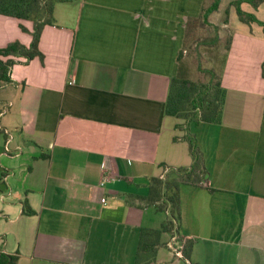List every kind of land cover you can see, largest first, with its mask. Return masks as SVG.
<instances>
[{
  "label": "crops",
  "instance_id": "0c3cea01",
  "mask_svg": "<svg viewBox=\"0 0 264 264\" xmlns=\"http://www.w3.org/2000/svg\"><path fill=\"white\" fill-rule=\"evenodd\" d=\"M206 1L55 4L39 39L43 57L17 58L0 87V261L137 264L143 229L160 230L169 218L148 201L151 180L193 165L188 134L206 178L180 186L178 232L163 231L142 260L264 264L263 27L232 26L224 8L215 18L232 38L220 123L165 113L188 23ZM33 30L0 14V48L30 46ZM184 239L194 241L190 260L167 256Z\"/></svg>",
  "mask_w": 264,
  "mask_h": 264
},
{
  "label": "trees",
  "instance_id": "16d2710c",
  "mask_svg": "<svg viewBox=\"0 0 264 264\" xmlns=\"http://www.w3.org/2000/svg\"><path fill=\"white\" fill-rule=\"evenodd\" d=\"M61 1L69 2L73 0H0V14L25 19L34 24L30 46H26L20 41H14L0 48V56L6 57V59L0 57V87L5 83L11 82L10 71L18 62L17 58L25 57L28 62L36 56L43 57V52L39 48L40 35L45 26L54 23V7L57 2ZM244 3L257 10L264 3V0H229V3L224 0H207L204 3L200 17L193 24L189 21L184 50L178 57L180 63L179 71L170 81V90L165 107L167 115L182 118L188 122H207L209 124L221 122L225 106V95H227L221 79L223 69L220 73H217L215 68L210 70V79L207 82H193L188 78L189 74H186V62H183V60L187 49L193 50L194 47H196L194 53L198 55L196 58L200 60L202 53L198 51L197 47L199 44L205 45L206 39L210 40L213 46H216V50H219V45L225 41V52L221 61L224 67L232 38L230 32L222 27V23L215 21V18L222 16L221 11L223 8L225 14L224 22H228V15L234 8L241 21L248 25L258 23L264 29V20L259 19L254 12L246 11L242 7ZM22 28L28 31L24 25H22ZM204 28L212 29L214 35L206 37ZM187 66L188 70H190L188 63ZM185 137L190 144L189 150L194 163L189 168L168 169L163 177L151 180L148 201L150 204L157 203L160 209L168 210L169 218L164 221L160 230L143 229L137 264H148L151 262V260L148 262L142 260V252L147 251L150 254L155 252L163 231L178 232L179 222L181 221L180 186L186 182L187 184H199L206 178L204 158L196 140L188 136V134ZM25 211L28 214L33 213V210L27 204H25ZM193 245V239L183 240L181 251L187 261L191 258ZM12 260L6 263L0 261V264H11Z\"/></svg>",
  "mask_w": 264,
  "mask_h": 264
},
{
  "label": "rangeland",
  "instance_id": "374dc122",
  "mask_svg": "<svg viewBox=\"0 0 264 264\" xmlns=\"http://www.w3.org/2000/svg\"><path fill=\"white\" fill-rule=\"evenodd\" d=\"M224 1H226V3H228V0H224ZM242 7L246 11L254 12L259 19L264 20V9L263 8H261V10H258V9L254 10L250 5H248L246 3L242 4ZM224 16H225V14H224ZM230 16H231V20H230L231 22H232L233 18L236 19L235 21L232 22V26L236 25L237 21H240L237 13L234 10V8L230 11V14L228 15L229 19H230ZM255 24H257V23H253L251 25H255ZM225 29L228 32H229V30L231 31V29L228 27H225ZM204 34H206V37L214 35L213 30L209 29V28H207V29L204 28ZM206 40L207 41H206L205 45L199 44V46L197 47L198 51H201V53H202V57L200 58V60H198L196 58L198 55H196V53H194L196 47H194L193 50L188 48L187 52L185 53V57H184L183 62L184 61L186 62V64H185L186 74H189L188 78L193 82H199V81L207 82L210 79V70H212L213 68H215L217 70V73L218 72L220 73V71L222 72V69L224 70V67H223V64L221 63V61L223 58V54L225 52V41L221 42V44L219 45L220 49L216 50L215 49L216 46H213V43L210 40H208V39H206ZM0 57L2 59H6V57H2V56H0ZM187 63L190 67V70H188ZM194 127L196 128V126H194ZM194 131L195 130L193 129L192 132H194ZM195 140H196V143L198 145L197 139H195ZM198 147H199V145H198ZM176 249H177L176 247L174 249H171V251L166 249L165 251L167 253V256L170 255L172 258H174L173 256L176 254ZM171 252L173 255L171 254ZM175 258H178V256ZM180 264H185V262L182 258L180 260Z\"/></svg>",
  "mask_w": 264,
  "mask_h": 264
},
{
  "label": "built area",
  "instance_id": "2783aa9c",
  "mask_svg": "<svg viewBox=\"0 0 264 264\" xmlns=\"http://www.w3.org/2000/svg\"><path fill=\"white\" fill-rule=\"evenodd\" d=\"M73 82H74V80H73L71 83H73ZM108 179H109V176L105 175L104 178H103V180H102V182L100 183V185L103 186L104 183H105ZM105 201H107V199H106V198H103L101 202L104 203ZM176 254H177V256H180V257L183 256L182 251H181V250H178V249H176Z\"/></svg>",
  "mask_w": 264,
  "mask_h": 264
}]
</instances>
